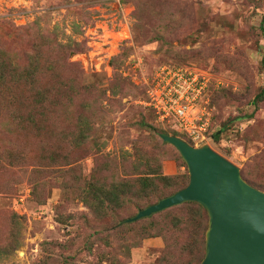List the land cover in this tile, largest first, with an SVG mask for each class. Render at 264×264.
Returning <instances> with one entry per match:
<instances>
[{"label": "rangeland", "instance_id": "obj_1", "mask_svg": "<svg viewBox=\"0 0 264 264\" xmlns=\"http://www.w3.org/2000/svg\"><path fill=\"white\" fill-rule=\"evenodd\" d=\"M59 44L82 50L59 61ZM36 46L52 61L41 64L39 83L52 88L56 108L17 113L0 99V247L13 235L20 242L0 264H160L168 246L176 264H193L178 224L187 207L114 235L110 216L83 202V186L99 172L104 183L140 177L154 155L163 172L165 162L178 166L163 194L189 179L158 133L192 145L189 137L146 105L163 65L212 75L207 144L264 181V102L253 103L264 86V0H0V53L26 65ZM260 156L261 167L247 169ZM156 201L130 198L122 218Z\"/></svg>", "mask_w": 264, "mask_h": 264}, {"label": "trees", "instance_id": "obj_2", "mask_svg": "<svg viewBox=\"0 0 264 264\" xmlns=\"http://www.w3.org/2000/svg\"><path fill=\"white\" fill-rule=\"evenodd\" d=\"M75 45L79 46V43H75ZM41 49L42 46H36L34 48L33 53L28 56L29 61L26 65L16 64V62L13 61V56L11 54H9L7 51L1 50L0 99L4 101V105L13 108L17 113H19V111L15 107H20V109H28V111H40L41 115L45 116L47 110L52 112L56 108V96L52 88L49 86L47 88V84H44V81L39 83V76L42 71L41 64H44L41 60L44 59L43 50ZM81 50V48L72 49L71 44H59L56 60H59V54L60 56H63L68 52L74 54V52H79ZM51 63L52 61H48L45 62L47 65H44L47 67L48 65L50 66ZM46 69L48 70V68ZM42 84L43 87H40ZM122 90H124V88ZM257 102H264V86L260 93L257 94L253 103L256 104ZM0 103H2L1 100ZM251 117L252 115H245L238 117L237 119L241 120L243 118ZM36 119L44 121L45 117H36ZM220 132H217L214 135L215 141H219L223 130ZM158 135L161 138L163 145H170L173 147L170 143L165 142L162 139V135H170L168 132H160ZM173 135L179 137L177 134ZM186 142L190 144V142ZM152 158L155 162V165L153 166L150 163L144 165L143 168L145 173L140 174V177L104 183V181L99 177V172L96 177L93 176V178L90 181L85 182L83 186V202L99 219H102L105 216H110V225L106 230H109V232L113 233L114 235L120 233L130 226L140 223L143 220H149L154 215L158 214L156 213L150 217H146L135 222H128L129 219L135 217L122 218V211L124 210L128 199L137 198L149 202L153 199H156L157 201L155 203H151L149 205L151 206L159 203L163 199L173 196L189 184V179L187 177L185 183L183 181L182 185H179V187H177V189H175L173 192L169 194H163V189L174 186L173 182L177 177L166 175L163 172V166L158 157L154 155ZM262 160V156L254 159L252 164L249 165L247 169H250L251 167H256L259 169L263 163ZM241 172L243 178L250 185L264 192V181L261 179L262 177L257 178V176H254L248 170ZM183 205L187 207L189 211L187 212L186 217L179 218L178 224L182 225L180 232H187L189 238L187 239V243L181 248L182 253L189 255L193 264H201L205 256L206 231L208 229L209 222L208 214L201 205L191 201L184 202L169 209ZM148 234L150 235V233ZM12 237L13 238L10 244L6 245L5 247H0V256L9 257L14 251L17 250V248L20 247V242L18 239H16L15 235ZM130 246L128 247L124 244L123 248L130 249ZM173 250L175 249H171L169 246L163 250L160 264H176V261L173 260Z\"/></svg>", "mask_w": 264, "mask_h": 264}, {"label": "water", "instance_id": "obj_3", "mask_svg": "<svg viewBox=\"0 0 264 264\" xmlns=\"http://www.w3.org/2000/svg\"><path fill=\"white\" fill-rule=\"evenodd\" d=\"M162 139L186 163L189 184L128 222L196 202L209 218L201 264H264V192L250 185L237 165L207 143L194 147L173 135H162Z\"/></svg>", "mask_w": 264, "mask_h": 264}, {"label": "built area", "instance_id": "obj_4", "mask_svg": "<svg viewBox=\"0 0 264 264\" xmlns=\"http://www.w3.org/2000/svg\"><path fill=\"white\" fill-rule=\"evenodd\" d=\"M213 80L211 74L197 67L163 65L156 72L146 105L161 123H173L187 134L192 145L208 143L212 137L207 90Z\"/></svg>", "mask_w": 264, "mask_h": 264}, {"label": "crops", "instance_id": "obj_5", "mask_svg": "<svg viewBox=\"0 0 264 264\" xmlns=\"http://www.w3.org/2000/svg\"><path fill=\"white\" fill-rule=\"evenodd\" d=\"M164 172L166 175H174L178 172V166L173 161L164 163Z\"/></svg>", "mask_w": 264, "mask_h": 264}]
</instances>
